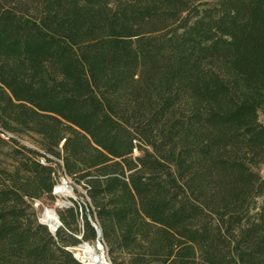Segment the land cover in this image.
<instances>
[{"label":"trees","instance_id":"16d2710c","mask_svg":"<svg viewBox=\"0 0 264 264\" xmlns=\"http://www.w3.org/2000/svg\"><path fill=\"white\" fill-rule=\"evenodd\" d=\"M205 1L0 0V264H83L94 218L114 264H264V0ZM54 166L92 219L51 234Z\"/></svg>","mask_w":264,"mask_h":264},{"label":"rangeland","instance_id":"374dc122","mask_svg":"<svg viewBox=\"0 0 264 264\" xmlns=\"http://www.w3.org/2000/svg\"><path fill=\"white\" fill-rule=\"evenodd\" d=\"M217 1L218 0H206L204 3V6L205 7L206 6H214L217 3ZM258 119L264 125V113L259 112ZM2 137H4L5 139H8V137H13V138L17 139L21 144H24V145L31 147V148H34V149H39L37 143L31 137H25V136L19 137L15 134H11V133L2 134ZM145 147L149 151L152 150L148 146H145ZM136 149H137L136 152L134 154H132L133 157L140 156L143 153V148L136 147ZM7 150H8V146H5L3 148V151L0 152V164L1 163L3 164V160H5L6 163H8L10 161V159L5 157V155L3 154ZM54 167L56 168L55 182H57L59 180V178L62 177L63 173H62V170L60 168H57L56 166H54ZM252 170L257 172L262 178H264V163H260L257 166H252ZM70 179L73 182L74 186H73V195H72L73 197L69 198V202H71V203L69 204L68 207H65L64 206L65 202L61 201L64 198H61L62 196H60V195L58 196V195L53 194V192L51 193L52 194L51 196L44 195L39 199H35V200L31 201V210L34 212V217L38 223H40L41 218L45 217V216L55 217L57 220L58 219L60 220V218H59L60 212L65 211L67 208H69L71 206L77 205V203L79 204V206H78L79 214L82 210V213L86 212L87 216L89 215L88 212L86 211L85 205H84L85 203H87V199L85 197L86 190L83 187V184L76 182L75 179H73L72 177ZM66 191L70 192V189H67ZM263 204H264V194L256 197L253 200V203H252L253 208H254L253 210H258L259 207H261ZM47 209H53L55 213L52 215H44V213ZM89 217L92 219V216L89 215ZM57 220H56L55 225L52 226L53 227L52 229H54V227L57 225V222H58ZM82 221H83V218L81 216H79L78 217V225L79 226H81ZM45 227L47 228L46 225H45ZM77 236L81 237V233H78ZM83 242H87V241H82V242L78 243L77 245L71 246V247H75V249H77L80 247L79 245L82 244ZM67 248H70V247H67ZM75 251L77 253L79 250H75ZM109 259H110V263L114 264L112 262V258L110 255H109ZM118 261L120 262V264L123 263V259L121 257Z\"/></svg>","mask_w":264,"mask_h":264},{"label":"built area","instance_id":"2783aa9c","mask_svg":"<svg viewBox=\"0 0 264 264\" xmlns=\"http://www.w3.org/2000/svg\"><path fill=\"white\" fill-rule=\"evenodd\" d=\"M136 150H137L136 147H134L132 150V153L134 154ZM41 162H43V160H41ZM73 186L74 184L71 181V179L67 175L63 174L62 177H60L59 180L55 183L52 192L55 195L62 196L61 198H64L62 199L63 201L71 203L69 202V198L73 197L72 196ZM59 187H63L66 190L70 189V192H72V194H69L67 192H64V193L61 192V189ZM58 188L59 190H57ZM85 197L87 201H89L87 195H85ZM91 223L96 230L95 239L91 240L90 242L89 241L83 242L82 244L79 245V246H82V245L87 244L90 247L89 253L85 255L84 257H80L79 255L75 257L83 264H105L106 262L110 263V259H109L108 252H107V246L103 240L102 233H99L97 231V229L100 228V226L96 218H94V220H91ZM78 249L79 248H77L76 250Z\"/></svg>","mask_w":264,"mask_h":264},{"label":"bare ground","instance_id":"6f19581e","mask_svg":"<svg viewBox=\"0 0 264 264\" xmlns=\"http://www.w3.org/2000/svg\"><path fill=\"white\" fill-rule=\"evenodd\" d=\"M41 220L47 227L52 229L53 228L52 226L55 225L57 219L55 217L45 216L42 217ZM78 250L79 251L76 253L77 256L79 255L80 257H84L89 253L90 247L88 245H82L79 247ZM105 264H111V263L106 262Z\"/></svg>","mask_w":264,"mask_h":264},{"label":"water","instance_id":"95a60500","mask_svg":"<svg viewBox=\"0 0 264 264\" xmlns=\"http://www.w3.org/2000/svg\"><path fill=\"white\" fill-rule=\"evenodd\" d=\"M69 204H70V203H68V202L65 201V205H64V206H65V207H68ZM57 221H58V222H57V225L54 227V229H50L49 227H47L48 230H49L52 234H54L55 231L57 230V228L61 225L59 219H58ZM40 223H41V224H44V223L42 222V220H40ZM44 225H45V224H44ZM97 231H98L99 233H102L100 228H98ZM86 245H87V244H86ZM67 249H68L69 251H71V252L74 254V256H77L76 251H75V250H76L75 247H70V248H67Z\"/></svg>","mask_w":264,"mask_h":264}]
</instances>
